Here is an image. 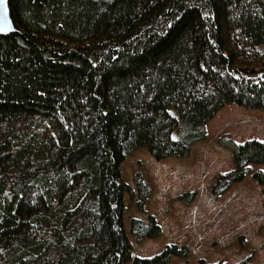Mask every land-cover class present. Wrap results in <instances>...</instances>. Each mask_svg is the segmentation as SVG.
I'll return each instance as SVG.
<instances>
[{
  "label": "trees",
  "instance_id": "16d2710c",
  "mask_svg": "<svg viewBox=\"0 0 264 264\" xmlns=\"http://www.w3.org/2000/svg\"><path fill=\"white\" fill-rule=\"evenodd\" d=\"M0 33V264H167L132 255L121 164L146 148L184 158L220 109L264 111V0H8ZM234 166L264 185V141L223 134ZM137 206L151 192L135 174ZM195 192L180 196L186 203ZM137 241L159 238L133 218ZM221 264V263H217Z\"/></svg>",
  "mask_w": 264,
  "mask_h": 264
},
{
  "label": "rangeland",
  "instance_id": "374dc122",
  "mask_svg": "<svg viewBox=\"0 0 264 264\" xmlns=\"http://www.w3.org/2000/svg\"><path fill=\"white\" fill-rule=\"evenodd\" d=\"M214 118L210 126L223 118L228 132L212 137L215 131L211 129L210 136L195 142L184 158L157 160L142 148L121 164L122 179L133 190L132 195H124V227L133 256L151 257L175 244L186 246L188 256L173 257L167 264H264V185L249 175L219 197L211 189L216 175L234 166L231 151L219 146L217 139L234 130L240 134L231 135L243 140L264 141V111L228 104ZM251 168L264 171V164ZM137 172L151 192L143 210L137 206ZM187 192L196 193L189 203L180 199ZM149 216L160 225L162 235L137 241L129 234L130 221L147 222Z\"/></svg>",
  "mask_w": 264,
  "mask_h": 264
},
{
  "label": "water",
  "instance_id": "95a60500",
  "mask_svg": "<svg viewBox=\"0 0 264 264\" xmlns=\"http://www.w3.org/2000/svg\"><path fill=\"white\" fill-rule=\"evenodd\" d=\"M11 23L8 0H0V33L13 32Z\"/></svg>",
  "mask_w": 264,
  "mask_h": 264
},
{
  "label": "crops",
  "instance_id": "0c3cea01",
  "mask_svg": "<svg viewBox=\"0 0 264 264\" xmlns=\"http://www.w3.org/2000/svg\"><path fill=\"white\" fill-rule=\"evenodd\" d=\"M234 110H236V108H234ZM217 115V114H216ZM215 115V116H216ZM250 117V119H252L253 121L252 122H254L255 121V119L252 117V115L251 116H249ZM226 118V117H225ZM215 118H213L212 120H210L208 123H207V125H206V130H207V138L210 136V132H211V129H212V131L214 130L215 132L213 133V135H212V137H216L217 135H219L221 132H224L225 130H227V132H228V128L227 127H224V120H223V118H222V120H219V121H216V122H214L213 124H212V127L210 126L211 125V122L214 120ZM222 122V123H221ZM229 133H231V134H240L239 132H237V131H234V130H231V131H229ZM247 179H249V177L247 178Z\"/></svg>",
  "mask_w": 264,
  "mask_h": 264
}]
</instances>
